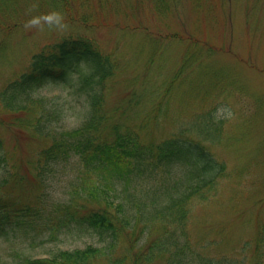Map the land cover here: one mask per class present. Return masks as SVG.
Segmentation results:
<instances>
[{
	"label": "rangeland",
	"instance_id": "obj_1",
	"mask_svg": "<svg viewBox=\"0 0 264 264\" xmlns=\"http://www.w3.org/2000/svg\"><path fill=\"white\" fill-rule=\"evenodd\" d=\"M157 2L113 0L112 8L106 4L100 9L96 0H78V15L87 22L28 23L1 30L0 88L31 70L34 56L63 38L96 42L118 65L105 83L104 113L112 116L107 134L118 121L141 131L147 141L184 136L204 143L227 170L214 196L191 202L187 232L201 252L248 259L264 224V0H176L175 7L167 0L160 9ZM41 95L55 110L50 116L55 131L71 130L86 119L84 97L58 89ZM37 108L24 114L0 105L8 169L20 174L0 170V195L8 203L36 205L42 197L51 205L73 196L78 157L54 163L39 176L37 164L43 159L35 160L51 140L33 131L42 111ZM210 113L209 127L217 140L203 142L195 126L207 122ZM37 230L45 231L41 225ZM23 241L0 238V264L105 246L95 235L68 230L54 241ZM98 264H107L102 255Z\"/></svg>",
	"mask_w": 264,
	"mask_h": 264
},
{
	"label": "trees",
	"instance_id": "obj_2",
	"mask_svg": "<svg viewBox=\"0 0 264 264\" xmlns=\"http://www.w3.org/2000/svg\"><path fill=\"white\" fill-rule=\"evenodd\" d=\"M112 1L96 3L100 9L106 4L112 8ZM164 1L158 0L161 5L157 9L168 5ZM168 1L175 7L176 0ZM77 3L0 0V31L28 23L55 26L87 22L86 16L78 15ZM50 48L34 56L31 70L0 88V105L6 111L24 114L34 107L42 108L32 127L37 135L50 138L51 144L35 160L43 159L37 164L41 167L39 176L54 163L78 157L80 169L73 196L51 205L40 197L33 205L8 203L0 195V238L54 241L58 233L68 230L78 236L95 235L105 246L61 250L42 259L23 257L18 264H98L100 255L107 264H264V224L256 244L254 241V254L248 259L201 252L194 248L187 232L186 212L191 202L215 195L226 164L204 143L184 136L147 141L141 131L118 121L111 124L109 136L107 126L112 116L104 113L105 83L116 74L118 65L89 38H63ZM47 89L84 97V122L71 130L55 131L50 119L55 110L41 97V91ZM208 117L195 130L203 142H215L216 133L209 127L213 115ZM8 163L9 153L0 135V170L9 176L20 175L17 168L9 172ZM40 225L45 231L37 230Z\"/></svg>",
	"mask_w": 264,
	"mask_h": 264
}]
</instances>
